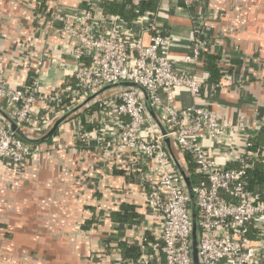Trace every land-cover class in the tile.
Returning <instances> with one entry per match:
<instances>
[{
  "label": "crops",
  "instance_id": "0c3cea01",
  "mask_svg": "<svg viewBox=\"0 0 264 264\" xmlns=\"http://www.w3.org/2000/svg\"><path fill=\"white\" fill-rule=\"evenodd\" d=\"M159 1L154 15L128 23L105 13L114 0H0V73L11 89L34 79L42 93L55 92L72 79L79 43L63 33L66 26L78 27L89 12L95 37L139 33L152 23L171 36V57L190 55L195 44L204 46L203 57H220L221 77L231 79L223 87L214 88L202 61L179 69L205 81L200 104L230 123L216 150L228 167L264 129V0ZM193 104L187 89L174 90L175 107ZM0 107L8 113L6 104ZM91 109L35 146L38 156L0 163V264H159L147 188L130 155L97 145L100 125L90 123ZM126 207L138 222L115 219ZM256 264H264V254Z\"/></svg>",
  "mask_w": 264,
  "mask_h": 264
},
{
  "label": "built area",
  "instance_id": "2783aa9c",
  "mask_svg": "<svg viewBox=\"0 0 264 264\" xmlns=\"http://www.w3.org/2000/svg\"><path fill=\"white\" fill-rule=\"evenodd\" d=\"M54 19L65 18L56 14ZM91 21L89 12L78 27L63 29L79 43L72 79L61 89L42 93L37 82L11 89L0 73V103L8 106V115L30 131L44 134L60 115L99 88L138 83L149 92L166 136L175 143L185 166V156L195 165L200 264H256L264 254V201L261 192L249 188L248 178L254 159L263 160L264 152L249 151L248 141L246 152L228 167L218 162L217 145L230 123L200 104L205 81L179 69L182 64L203 62L204 46L195 44L190 55L173 58L171 36L159 33L152 23L141 26L139 33L116 30L95 37L89 29ZM146 33L150 34L147 41ZM228 81L229 77H221L214 88ZM177 89H187L194 104L175 107ZM90 123L101 126L94 131L98 146L122 151L134 160L133 170L147 188L149 208L159 227L151 244L153 256L159 264H193L187 192L165 148V136L150 120L142 97L128 89L105 97L97 103ZM39 154L37 147L14 136L0 120V163L18 165Z\"/></svg>",
  "mask_w": 264,
  "mask_h": 264
},
{
  "label": "water",
  "instance_id": "95a60500",
  "mask_svg": "<svg viewBox=\"0 0 264 264\" xmlns=\"http://www.w3.org/2000/svg\"><path fill=\"white\" fill-rule=\"evenodd\" d=\"M127 89L136 91L142 97L146 112L148 113L150 120L152 121L158 132L161 135L165 136L163 139L165 148L177 172L179 173L187 192V200L189 202L190 215H191L192 261L193 264H200L197 205H196V194L194 192V183L188 171V168L185 166V161L181 157V154L178 152L175 143L170 137L166 136L167 131L159 115L156 113L154 107L151 104L149 92L141 85L135 82H120L116 84L105 85L99 88L98 90L84 97L79 103L74 105L70 110L60 115L53 122V124L48 129V131L45 132L44 134H37L25 128L22 124L12 119L8 115V113H6L1 107H0V120L14 136L18 137L19 139L23 140L25 143L29 145L37 146L51 140L52 137L57 133V131L63 124L80 116L90 108L94 107L101 99L108 97V94L110 93L115 94Z\"/></svg>",
  "mask_w": 264,
  "mask_h": 264
},
{
  "label": "trees",
  "instance_id": "16d2710c",
  "mask_svg": "<svg viewBox=\"0 0 264 264\" xmlns=\"http://www.w3.org/2000/svg\"><path fill=\"white\" fill-rule=\"evenodd\" d=\"M160 6L159 0H142L139 3H134L133 0H114L113 3L105 5V13L111 14L119 17L120 19L131 23L132 21L143 17L146 14L154 15ZM203 62L206 71L210 74V81L217 84L222 76V73L219 68L220 57L217 55L204 54ZM36 82L34 79L29 82L27 85H31ZM94 108V109H93ZM90 112L96 110V107H93ZM251 147L249 151L251 152H264V129L260 133V136L250 140ZM186 164L188 167L189 173L192 175L193 183H196L198 176L195 175V165L191 162L188 156H185ZM254 169L249 172V188L255 191L262 193V199L264 201V162L263 160L254 159ZM235 167V165H231ZM131 209L126 207L124 211L120 214L114 215L115 219L119 222L133 224L138 222L137 215L129 212ZM131 213V214H130ZM126 251L132 253L133 258L137 259L139 250L137 248H132L126 246Z\"/></svg>",
  "mask_w": 264,
  "mask_h": 264
}]
</instances>
